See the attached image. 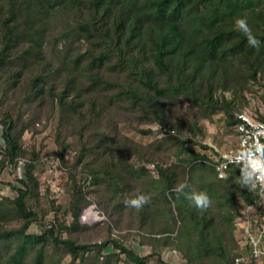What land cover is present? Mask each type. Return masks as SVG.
I'll return each mask as SVG.
<instances>
[{"label": "trees", "instance_id": "16d2710c", "mask_svg": "<svg viewBox=\"0 0 264 264\" xmlns=\"http://www.w3.org/2000/svg\"><path fill=\"white\" fill-rule=\"evenodd\" d=\"M241 16L261 41L259 51L237 30ZM263 81L264 0H0V176L10 172L12 180L4 183L15 192L0 196V264H60L66 256V264H144L149 255L135 253L119 237L96 243L72 236L86 227L78 219L91 193L106 213L109 204L113 213L123 211L139 193L150 197L130 211L151 254L172 246L187 264H237L236 220L263 222L264 200L236 183L234 164L227 181L219 179L207 154L186 145L201 142L183 138L184 122L171 124V114L183 100L200 115L222 113L234 127L235 95L224 92ZM44 106L58 113L54 140L69 184L68 224L54 199L40 205L35 168L42 146L24 141L26 131L37 130ZM116 109L160 124L168 134L142 147L112 122ZM70 134L78 136L75 145ZM69 149H76L72 160L65 156ZM171 149L176 159L167 165L147 155ZM21 158L29 161L23 179L15 173ZM186 178L207 192L211 207L201 211L178 196L174 189ZM257 200L254 213L240 211L239 201L246 209ZM35 222L39 233L29 231ZM108 246L116 252H102Z\"/></svg>", "mask_w": 264, "mask_h": 264}, {"label": "rangeland", "instance_id": "374dc122", "mask_svg": "<svg viewBox=\"0 0 264 264\" xmlns=\"http://www.w3.org/2000/svg\"><path fill=\"white\" fill-rule=\"evenodd\" d=\"M262 83V82H261ZM264 84V81H263ZM237 93L234 94V90L230 88L228 91L224 92L226 98H230L235 95L237 107L233 110L234 113L241 111L247 112L250 116L255 119H259V116L264 117V85L254 82L249 83L248 88L235 89ZM219 94V93H217ZM216 94V95H217ZM113 112V111H112ZM171 124H179L184 122V125L179 130L183 138H191L201 142L202 145L194 144L193 142H188L186 145L193 150H198L202 153L208 154L213 146L219 149H230L234 148L236 144L235 131L233 126L226 125L224 120V115L222 113L213 114L209 117L200 115L198 109L191 106L188 102L180 100L175 106L172 112ZM39 119L35 122L36 131L28 130L24 133L25 145L35 144L36 148H41L40 159L35 168V175L40 182V205L42 207L48 206V200L54 199V203L59 204L60 211L67 212L64 220L68 224L71 220L68 211V200H69V184L65 169L60 165L59 160L56 156V143L54 140L56 130H58V113L56 108H51V106L42 107L41 111L38 112ZM113 123L117 125L119 131L131 138L132 140L139 142L142 147H147L148 144L154 140L162 138L168 132L163 130L160 124L150 123L145 124L140 122V120L125 110L116 109L113 112ZM158 125L160 126L158 128ZM190 127L194 130V135L192 134ZM150 129L151 133L143 134L139 130ZM198 130V131H197ZM62 133H66L63 130ZM175 135L176 132H171ZM68 141H72L73 145L77 143L78 136L76 134H70L67 137ZM142 151V150H141ZM76 149H69L66 151L65 156L72 160L75 155ZM174 150H167L166 152H147L148 156L155 158V162L162 165H167L175 161ZM135 164V162H134ZM136 164H140L137 160ZM149 169H153L152 164L146 165ZM77 172V171H76ZM151 175L155 176L156 170L151 171ZM79 176V174H77ZM13 176L8 171H3L0 179L3 183L0 184V196H13L15 192L7 186L4 182L12 180ZM90 203L82 208L83 211L79 223L85 225L79 229L77 232L72 233V236L81 242H99L106 238L107 235L112 237L121 238L124 245L132 249L135 253L139 255H149L144 264H160L159 260H162L168 264H187L186 260L181 256V254L176 251L172 246L161 247L158 250V255L151 254L152 247L150 244H141L139 241V231L137 230V220L132 215V210L130 207L123 209V211L118 212L112 210L111 204L107 205L106 210L110 212L109 216L104 208H101L97 202L98 197L94 194L87 195ZM240 211L243 213L246 211L243 202H238ZM101 212V219H93L94 211ZM255 210L252 208L246 211V214H252ZM54 213L50 212L45 215L44 221L48 222L53 218ZM253 217V216H252ZM256 221L258 217H255ZM243 218L237 219L236 224L239 226ZM88 226V227H87ZM41 229V224L35 222L31 225L30 230L34 233H39ZM235 242L238 245L237 252L241 254H247V249H244L239 244V234L236 232ZM63 237L69 236V233H63ZM102 252H116L111 246L104 249ZM234 252V247H233ZM123 258V255H121ZM159 258V259H158ZM70 257H64L60 264H66ZM50 264H53L52 262ZM117 264H126L124 261H119ZM249 264H260V263H249Z\"/></svg>", "mask_w": 264, "mask_h": 264}, {"label": "clouds", "instance_id": "9594fccd", "mask_svg": "<svg viewBox=\"0 0 264 264\" xmlns=\"http://www.w3.org/2000/svg\"><path fill=\"white\" fill-rule=\"evenodd\" d=\"M237 30L241 31L247 38V43L252 48L259 51L261 41L257 39L249 26L247 16H241L235 22ZM160 126L158 125V128ZM250 131H246L241 138V143L237 150L225 156L228 163L234 164L239 168V176L236 183L241 188H246L249 192L258 195L264 200V123L253 121L250 125ZM4 126L0 125V144H4L3 140ZM24 159H19L15 169L16 176L23 179L24 165L28 163ZM227 164L218 168V178L227 181L229 175L225 171ZM174 191L179 195H183L185 199L190 201L197 209L203 211L211 207L212 200L204 190H197L187 180V178L179 183ZM150 200V197L139 193L134 198L125 201L130 208L140 210Z\"/></svg>", "mask_w": 264, "mask_h": 264}, {"label": "built area", "instance_id": "2783aa9c", "mask_svg": "<svg viewBox=\"0 0 264 264\" xmlns=\"http://www.w3.org/2000/svg\"><path fill=\"white\" fill-rule=\"evenodd\" d=\"M237 122L234 126L235 131V138H236V144L234 148L230 149H219L215 146L212 147V149L207 154L208 162L213 165L217 177H218V168L221 165L227 164L228 169L229 165L232 163H228V161L225 159V156L232 153L234 150H237L239 148V145L241 143V138L244 136L246 131H250V125H252L253 121H259L260 123H264V118L261 119H255L252 116H250L247 112L241 111L238 113H235ZM13 166L8 168L11 170ZM261 205V201L257 200L255 203L251 206H247L246 210L254 209L256 210L257 207ZM264 209V205H263ZM83 211L79 215V219L82 215ZM101 212L100 211H94L93 219H98L100 217L101 219ZM241 219V218H239ZM241 221V220H240ZM256 221V220H255ZM241 227L242 231H239V244L242 248L247 249V254H241L239 253L238 256L235 257V262L237 264H249L252 262H256L260 259L264 258V221L260 224L253 223L251 219L245 218L241 221Z\"/></svg>", "mask_w": 264, "mask_h": 264}, {"label": "crops", "instance_id": "0c3cea01", "mask_svg": "<svg viewBox=\"0 0 264 264\" xmlns=\"http://www.w3.org/2000/svg\"><path fill=\"white\" fill-rule=\"evenodd\" d=\"M242 225H241V223L239 224V226H237L238 227V229H236V232H239V231H242L243 229H242V227H241ZM257 263H260V264H264V258L263 259H260V260H258V261H256ZM255 262V263H256Z\"/></svg>", "mask_w": 264, "mask_h": 264}]
</instances>
